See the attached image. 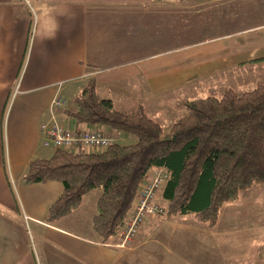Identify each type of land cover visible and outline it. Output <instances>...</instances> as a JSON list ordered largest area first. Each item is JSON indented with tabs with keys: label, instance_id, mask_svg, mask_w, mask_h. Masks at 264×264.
Segmentation results:
<instances>
[{
	"label": "crops",
	"instance_id": "crops-1",
	"mask_svg": "<svg viewBox=\"0 0 264 264\" xmlns=\"http://www.w3.org/2000/svg\"><path fill=\"white\" fill-rule=\"evenodd\" d=\"M247 69L255 86L264 84V0H0V264H264V208L245 224L237 201L235 214L226 202L224 221L208 229L188 214L168 216L162 189L156 202L165 213L147 217L129 243L122 232L102 242L91 226L99 191L48 223L61 184L22 181L32 159L54 151L42 145V122L134 141L64 113L89 78L116 110L141 105L167 131L185 101L220 96ZM56 96L61 107L54 109ZM80 150L95 151L73 149Z\"/></svg>",
	"mask_w": 264,
	"mask_h": 264
},
{
	"label": "trees",
	"instance_id": "trees-1",
	"mask_svg": "<svg viewBox=\"0 0 264 264\" xmlns=\"http://www.w3.org/2000/svg\"><path fill=\"white\" fill-rule=\"evenodd\" d=\"M64 113L77 122L100 125L134 137L99 151L54 149L26 167V184L59 182L61 194L49 206L54 223L99 191L91 226L102 242L118 237L134 204L139 184L151 168H163L162 196L168 216L191 214L195 222L215 228L219 210L252 184H264V84L240 93L226 88L220 96L185 101L184 113L167 131L141 105L116 110L96 92L89 78Z\"/></svg>",
	"mask_w": 264,
	"mask_h": 264
},
{
	"label": "built area",
	"instance_id": "built-area-1",
	"mask_svg": "<svg viewBox=\"0 0 264 264\" xmlns=\"http://www.w3.org/2000/svg\"><path fill=\"white\" fill-rule=\"evenodd\" d=\"M29 4V0H24ZM60 98L54 97L52 107H61ZM42 145L52 149H64L73 151L76 147L83 149H95L99 151L116 142L112 133L98 128L70 129L55 121L42 122L40 124ZM168 174L163 168H159L151 176H147L140 184L137 192L133 213L125 228L121 230L122 244L129 243L136 238L141 225L149 216L165 213V210L156 202L157 193L166 184Z\"/></svg>",
	"mask_w": 264,
	"mask_h": 264
},
{
	"label": "rangeland",
	"instance_id": "rangeland-1",
	"mask_svg": "<svg viewBox=\"0 0 264 264\" xmlns=\"http://www.w3.org/2000/svg\"><path fill=\"white\" fill-rule=\"evenodd\" d=\"M220 5H223V4H220ZM237 6H235L232 10H231V14H234L233 15V18L232 19H237L239 20V12L237 11ZM220 12L222 13V16L225 17L224 15L227 13V8L226 7H222L220 9ZM231 20V19H230ZM238 21H236L235 23H237ZM249 21L246 19L242 22H240L239 24L241 25H244V24H247ZM212 23H216V21H213ZM245 71V70H244ZM232 81L238 83L236 85H231V83L229 85H227L228 87H231L234 89V91L240 93L242 91H246V90H251L255 85L254 83V77H253V74H252V70H246L245 71V76L243 77H240L238 79H233ZM224 89H226V87H222V91H224ZM219 90V89H217ZM177 100V97L174 96V97H171L168 102L170 101L171 103L172 102H175ZM176 107V106H175ZM103 131V130H102ZM110 133V132H108ZM114 135V134H113ZM52 149V148H51ZM50 149V150H51ZM49 150V151H50ZM250 188V187H249ZM98 191V190H96ZM233 202H231V207H232V211L233 213L235 214L237 211H236V207L235 205H233L234 201H237L236 203L239 205V209L242 211V223H243V220L245 221V224H247L248 222H251V220L255 217H260L258 215V212L264 208V184H257L256 186H253L250 188V190H247L245 193H242V194H239V196L235 199V200H232ZM243 201H249L250 204L247 205V206H244V208H241L242 205H243ZM227 212V210H224L223 208H221L219 210V219H221V221H224V216H225V213ZM221 215H223L221 217ZM186 219L188 220H193V216L191 214H188L185 216ZM223 224V222H222Z\"/></svg>",
	"mask_w": 264,
	"mask_h": 264
}]
</instances>
